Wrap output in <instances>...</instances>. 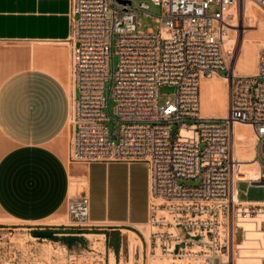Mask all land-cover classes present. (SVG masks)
<instances>
[{"label": "built area", "instance_id": "2783aa9c", "mask_svg": "<svg viewBox=\"0 0 264 264\" xmlns=\"http://www.w3.org/2000/svg\"><path fill=\"white\" fill-rule=\"evenodd\" d=\"M134 1H140L138 8ZM245 1L70 0L67 160L146 163L149 233L138 230L133 252L128 236L117 255L105 238L68 252L64 264H237L241 255L264 264V201L241 199L239 193L241 182L264 186V48L256 74L235 75L228 66L233 52L225 46L228 19ZM249 1L264 11V0ZM147 2L159 6L161 15L157 30L141 32L137 19L150 16ZM217 75L229 84L227 115L203 117L201 80ZM163 85L176 92L160 105ZM235 124L252 129L256 178H243ZM66 212L79 229L101 225L88 219L86 194L68 197ZM249 232L259 236L250 240Z\"/></svg>", "mask_w": 264, "mask_h": 264}, {"label": "crops", "instance_id": "0c3cea01", "mask_svg": "<svg viewBox=\"0 0 264 264\" xmlns=\"http://www.w3.org/2000/svg\"><path fill=\"white\" fill-rule=\"evenodd\" d=\"M69 11L70 0H0V213L16 223L42 224L66 208L75 182L74 195L89 199V221L116 227L108 241L111 231L124 241L123 230L138 236L136 226L148 222V166L66 161Z\"/></svg>", "mask_w": 264, "mask_h": 264}, {"label": "rangeland", "instance_id": "374dc122", "mask_svg": "<svg viewBox=\"0 0 264 264\" xmlns=\"http://www.w3.org/2000/svg\"><path fill=\"white\" fill-rule=\"evenodd\" d=\"M249 3L250 13L242 17V11L240 10V5L232 11L231 17L228 19V31L227 37L234 39L236 35L237 41L236 45H228L226 48L233 52V57L228 63L230 67L231 62L237 60L238 50L242 43V38L252 37L254 51L251 55V65L248 68L243 67V65L237 64V75H254L257 72L258 55L262 48H264V11L260 10L254 3L247 0ZM140 1L132 2L134 8H138ZM149 9L148 13L140 14L137 19V29L141 32H146L148 29L157 30L158 23L155 21L156 17L161 15V8L150 2H147ZM241 4V3H240ZM239 11V13H238ZM237 14V15H236ZM241 14V15H240ZM238 21V22H237ZM239 23L240 28H235L236 23ZM234 24V25H233ZM235 29L238 31L235 32ZM241 29V32L240 30ZM241 37V38H240ZM247 44V42H245ZM116 63V58L114 59ZM222 75L227 74V70L221 71ZM108 86L106 85V95L108 92ZM70 89H72L71 79H70ZM176 92V87L172 85H163L159 88V104L162 105L171 95ZM112 100H110L109 105L112 106ZM192 120H187V123H191ZM110 132L113 131L114 121L111 120L107 123ZM177 124L172 125V133L174 134L177 129ZM254 146V141H253ZM66 161L67 156H66ZM184 184L195 186L198 185V180H185ZM77 185L73 186L72 191H70L69 197L74 196ZM239 193L240 198L250 201H264V186H248L246 182L239 183ZM61 220H60V219ZM54 219V220H53ZM63 220V221H62ZM67 220V221H66ZM50 223V224H49ZM73 220L70 219L66 212L65 206L61 211L50 220L43 222L42 224L30 225L16 223L10 219H7L0 213V264H64L65 257L68 252L72 250H79L83 248H88L89 246H98L106 238V245L112 250L117 244L120 245V240L122 238L121 232L111 231V239L108 241L107 232L113 227L108 224H101L97 227L79 229L73 225ZM121 229H129L126 227H120ZM54 230V229H65L71 231H77L78 233L73 234H57L51 238H38L32 235L34 230ZM139 230L147 235L149 233V227L139 228ZM132 231L136 232L132 229ZM181 234L186 236L184 231L180 229ZM100 233L105 234L106 237H87L83 236L85 233ZM137 233V232H136ZM126 236L124 235V249L126 248ZM237 240L240 239V235L237 234ZM135 239L138 241L137 237ZM120 248V246H119ZM119 251V250H118ZM118 252H115L117 255ZM124 260V259H123ZM214 264H218L215 260Z\"/></svg>", "mask_w": 264, "mask_h": 264}, {"label": "bare ground", "instance_id": "6f19581e", "mask_svg": "<svg viewBox=\"0 0 264 264\" xmlns=\"http://www.w3.org/2000/svg\"><path fill=\"white\" fill-rule=\"evenodd\" d=\"M247 2L248 1H245L240 4V10L242 11V17L250 13L249 3ZM237 22H235L236 23L235 28L237 27L240 28L239 23ZM239 30L241 32V29ZM235 32L238 33L236 29H235ZM237 37L238 35H236L234 39L225 37V46L228 47V45H231V44L236 45ZM253 40H252V37L244 36L242 38V43L238 50L237 60L234 62V64L232 61L229 67L231 73H234L235 75L238 74L236 70L238 63L240 65H243V67L245 68H248L251 65V63L253 62L251 61V55L254 51V47L252 46ZM245 42H247V44H245ZM228 92H229V84L225 76L217 75L210 79L201 80L200 115L203 117H220V118L226 117L227 109H228ZM233 136H234L235 147H236L235 154L238 160L241 162V165H242L241 172L243 173V178L244 179L256 178L255 164L252 163V160L254 158V146H253L254 135H253L250 125L235 124L233 128ZM72 185L74 186L77 185V187H80L78 186L79 184H76L75 182H72ZM146 226L147 225H137L136 227L139 229V228H144ZM245 228L247 229L249 228V226L245 225ZM67 231L69 230H66L63 233H57V234H65L67 233ZM122 232L127 234L128 241H129V249L131 252H133L135 245L140 243V240L137 234L133 232L132 230L131 231L123 230ZM68 234H73V233H67V235ZM83 236H86V238L94 237V236L100 237V238L104 237L103 234L92 233V232L85 233ZM146 236L147 235H145V237ZM257 236L259 235L253 232H249L248 238L252 240L256 238ZM135 237H137L138 241L135 239ZM257 256H260V254L254 255L253 257H257ZM244 257H248V256L241 255L240 258H238L237 264H258L259 262L256 258L246 259ZM110 260L111 262H114V255L112 254V252L110 254Z\"/></svg>", "mask_w": 264, "mask_h": 264}, {"label": "water", "instance_id": "95a60500", "mask_svg": "<svg viewBox=\"0 0 264 264\" xmlns=\"http://www.w3.org/2000/svg\"><path fill=\"white\" fill-rule=\"evenodd\" d=\"M65 229H54V230H34L32 231V235L34 237H38V238H51L53 236H55L57 233H63L65 232ZM67 233H78L77 231H67Z\"/></svg>", "mask_w": 264, "mask_h": 264}, {"label": "trees", "instance_id": "16d2710c", "mask_svg": "<svg viewBox=\"0 0 264 264\" xmlns=\"http://www.w3.org/2000/svg\"><path fill=\"white\" fill-rule=\"evenodd\" d=\"M118 246H119V244H117V245L115 246V250H116V251L118 250Z\"/></svg>", "mask_w": 264, "mask_h": 264}]
</instances>
